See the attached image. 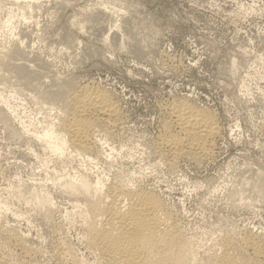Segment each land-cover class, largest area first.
<instances>
[{"label": "rangeland", "instance_id": "1", "mask_svg": "<svg viewBox=\"0 0 264 264\" xmlns=\"http://www.w3.org/2000/svg\"><path fill=\"white\" fill-rule=\"evenodd\" d=\"M0 47V264H72L64 248L107 264L85 241L82 202L64 191L82 176L159 197L199 264H214L226 234L247 259V238L264 249V0H0ZM20 64L29 83L12 69ZM84 87L106 91L120 114L115 125L91 119L92 162L37 137L59 129ZM183 102L216 118L204 159L165 147L170 108Z\"/></svg>", "mask_w": 264, "mask_h": 264}, {"label": "bare ground", "instance_id": "2", "mask_svg": "<svg viewBox=\"0 0 264 264\" xmlns=\"http://www.w3.org/2000/svg\"><path fill=\"white\" fill-rule=\"evenodd\" d=\"M11 23L12 17H9L3 27L9 26ZM4 55V52L0 49V77H2L1 68L5 58ZM15 55V53L11 54L10 58ZM20 65H17L16 69H12L19 71L20 77L29 83L35 78V75L27 70L25 66ZM40 91L43 95L54 99L64 94L63 89L58 92ZM75 92L72 93L73 95L68 96L69 99H66V110H63L65 115L61 118L63 115L61 111L59 129L56 130L57 128L54 125L37 137L54 154L63 155L72 150V153H74V155L71 153L73 158L80 156L84 158V161H86V158L89 162H92L100 139L95 138V127H97L95 122L97 123V121L91 119L95 118L103 124L110 125L114 123L115 125V120L120 115L119 108L109 97V94H106V91L84 87ZM187 103H178L173 105L172 110L170 108V114H172L170 121L171 119L172 121L169 122L167 128L169 132L170 130L172 132L170 128H173L175 134L168 136L169 132H167L168 135L166 134L164 144L173 157L185 153V155L194 154L196 159H204L218 135L216 118L211 113L197 109ZM168 152H166L167 155H169ZM177 158L174 157V159ZM174 163H169L171 170L174 169V167L172 168ZM104 181L98 179L96 182H92L87 177L82 176L78 182L66 180L63 185L67 195L69 193L72 198L78 199L79 203L82 202L81 205L77 206L80 208V214L86 227L85 241L88 243V247L94 249L105 259V263L199 264L196 259L197 253L192 244L183 235L177 220H175L176 218L173 217V213L171 214L159 197L151 194V191L139 189L138 186H135L138 189L135 188L133 181L116 178L109 185ZM33 202L41 208L49 204L48 199L40 196H36ZM233 239L231 234H226L222 239L221 244L219 243V249L222 252L219 256L215 255L218 257L215 259L214 264H264V249L257 244L259 241L256 242L251 237L246 239L247 243L244 246L252 249L253 252V257L247 259L244 254H241L245 248L242 247V251L237 250L235 246L239 244L235 245ZM70 249H60L61 262L82 264L75 259L76 256L74 257L72 249ZM27 260L22 258L17 261V264H29L30 259Z\"/></svg>", "mask_w": 264, "mask_h": 264}]
</instances>
